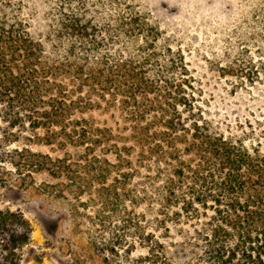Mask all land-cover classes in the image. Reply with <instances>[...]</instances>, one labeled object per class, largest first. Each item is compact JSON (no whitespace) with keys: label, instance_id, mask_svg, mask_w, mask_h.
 <instances>
[{"label":"trees","instance_id":"16d2710c","mask_svg":"<svg viewBox=\"0 0 264 264\" xmlns=\"http://www.w3.org/2000/svg\"><path fill=\"white\" fill-rule=\"evenodd\" d=\"M109 3L95 15L82 10L86 17L59 0L45 32L34 33L23 1H0V184L6 160L20 177L46 172L57 182L44 187L59 196L90 201L96 193L114 209L122 195L106 181L113 172L124 177L123 165L134 161L162 180L166 233L191 228L179 243L183 257L264 264V120H247L240 132L215 124L173 35L148 12ZM227 66L245 89L264 73L252 61ZM19 141L22 148H8ZM135 228L151 243L152 234ZM31 234L19 209L0 207V264H28ZM149 251L158 259L162 244L154 240Z\"/></svg>","mask_w":264,"mask_h":264},{"label":"rangeland","instance_id":"374dc122","mask_svg":"<svg viewBox=\"0 0 264 264\" xmlns=\"http://www.w3.org/2000/svg\"><path fill=\"white\" fill-rule=\"evenodd\" d=\"M21 1L25 5L23 15L31 20L33 32H45L47 19L56 16L54 8L59 0ZM61 1L86 17L82 10L95 15L103 12L102 3L110 4L109 1L119 3L124 10L129 6L130 13L148 12L150 20L157 22L166 36L173 35L174 44L180 47L188 64L195 95L201 96L200 103L215 124L222 127L229 124L240 132L247 129V120L254 126L257 118L264 120V73L258 68L261 80L257 87L247 85L249 89H245L227 66L246 61L256 66L264 64V0ZM27 145L32 151L59 154L41 144ZM23 146L19 141L8 148ZM109 159L117 162L114 156L109 155ZM3 166L0 207L19 209L32 226L30 242L23 251L26 263L195 264L192 255L183 257L178 252L180 241L191 228L179 224L177 228L182 232L171 227L166 233L159 223L162 214L157 190L162 180L154 179V173L146 167L133 161L123 165L127 172L124 177L114 180L115 172L108 177L106 184L116 185L122 195L113 209L103 208L96 193H92L89 201L88 194L76 197L67 191L64 197L47 190L44 183L57 180L49 178L46 172L20 177L8 161L5 160ZM135 226L143 230V236L152 234L151 243L141 241L140 232L134 233ZM154 240L162 244L158 259L149 251Z\"/></svg>","mask_w":264,"mask_h":264}]
</instances>
